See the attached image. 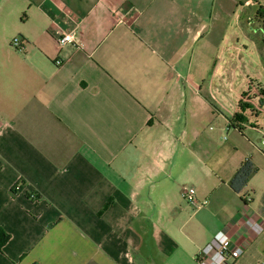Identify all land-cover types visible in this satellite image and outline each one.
<instances>
[{"label":"crops","instance_id":"0c3cea01","mask_svg":"<svg viewBox=\"0 0 264 264\" xmlns=\"http://www.w3.org/2000/svg\"><path fill=\"white\" fill-rule=\"evenodd\" d=\"M260 7L264 0L0 4V231L9 236L0 264H198L219 231L243 248L231 264H264L261 200L251 204L250 181L240 194L228 185L250 158L217 162L207 132L215 118L232 127L238 114L216 106L214 79L226 83L246 61L264 75ZM23 11L24 21L8 20ZM245 13L256 38L242 35ZM65 34L75 43L59 47ZM247 81L249 97L264 91ZM263 99L244 120L238 114L246 124L232 128L242 138L243 127L264 130ZM186 188L205 206L185 202ZM248 217L263 227L253 240Z\"/></svg>","mask_w":264,"mask_h":264},{"label":"rangeland","instance_id":"374dc122","mask_svg":"<svg viewBox=\"0 0 264 264\" xmlns=\"http://www.w3.org/2000/svg\"><path fill=\"white\" fill-rule=\"evenodd\" d=\"M22 1L23 0H0V4L5 6H12L19 5ZM250 12L251 11H249V13ZM25 15L26 11H23V13H21V15H18L17 18L12 15V17L8 20H12L13 22L14 20H16L17 22L24 21ZM239 16V13H237L234 18H239ZM247 17L248 15L247 13H245V15H243L241 19L243 21L242 35L246 36L249 39L254 37L256 38V34L252 29L249 28L250 26L245 24L244 20ZM234 18L233 16H231L232 20H234ZM261 23L262 22H255L257 26L259 24L264 29V25ZM235 32L237 34H240L238 30H236ZM248 78L251 80H257L264 84V75L262 71L258 70L255 66L252 67L247 61L246 69L244 70V72L238 71L234 73V75H232L226 83H221L219 77L217 76L214 79L215 87L213 93L215 96L214 101L216 106L219 107L220 110H227L230 113L236 110L244 120L246 118V114L237 108V101L244 93L248 92V89H254L253 86L255 85H250V81H247ZM258 120L261 122L262 117ZM234 122L236 126H244L246 124L245 122H239L238 120H235ZM222 125V120H216V118L208 124V128L211 127V130L208 129L207 132L212 136L214 157L216 158L217 162H223V165L226 166L232 164L235 161L237 162L247 157L250 158L257 169V173L250 180V188H252L253 190L249 191V195L251 196L250 198H252L253 200L251 204L256 206L257 204H259L264 194V146L260 145L261 135L259 132H256L247 126L243 127V129L245 130L243 131L244 138H242L240 134L231 126H227L225 129L221 130ZM233 145L237 146L238 152H234L231 150ZM184 201L186 202L185 199Z\"/></svg>","mask_w":264,"mask_h":264},{"label":"built area","instance_id":"2783aa9c","mask_svg":"<svg viewBox=\"0 0 264 264\" xmlns=\"http://www.w3.org/2000/svg\"><path fill=\"white\" fill-rule=\"evenodd\" d=\"M57 43L59 47H63L69 43H75L72 34H65L58 38ZM79 45V44H78ZM80 46V45H79ZM13 47H20L19 40L13 42ZM61 60H56L55 65L59 66ZM260 145L264 146V130L261 133ZM22 190L21 183H18L13 188L15 193ZM183 198L193 209H201L206 202L200 203L196 200L195 190L193 188H186L183 190ZM246 203L250 202L248 196L243 197ZM244 225L247 228V234L250 239H255L263 233L262 225L255 219L248 217L244 220ZM243 254V248L234 243L231 236L225 231L217 232L212 239L206 244L196 255L198 264H231L239 259Z\"/></svg>","mask_w":264,"mask_h":264},{"label":"trees","instance_id":"16d2710c","mask_svg":"<svg viewBox=\"0 0 264 264\" xmlns=\"http://www.w3.org/2000/svg\"><path fill=\"white\" fill-rule=\"evenodd\" d=\"M257 17L264 20V8L263 7H260L258 9ZM255 88H256L257 93L254 95V97L253 96H252V98L249 97L250 96L249 92L244 93L240 97L239 102H238L239 110H241L243 112L246 110L251 111L250 104L252 103V100H254L256 97H258L259 99H260V97H262V99L264 98V96H263L264 91L261 89V87L256 86ZM239 117L240 116L237 114L236 116L231 117L229 120H230L232 127L234 129H237L240 132H242L241 127L239 125L236 126L234 123L235 120H238L239 122L243 121ZM256 173H257V169H256L255 165L253 164V162L249 159H246L245 161L242 162V164L240 165L238 170H236V172L233 174V176L228 181V185H229L230 189L234 193L240 194L243 191V189L247 186V184L249 183L251 178ZM13 194H14V191H13ZM241 200L243 201V203L245 205L247 204L243 197ZM261 203H262L261 212L264 214V194L261 198ZM8 239H9V236H7L5 233L0 231V252L3 248V246L8 241Z\"/></svg>","mask_w":264,"mask_h":264}]
</instances>
